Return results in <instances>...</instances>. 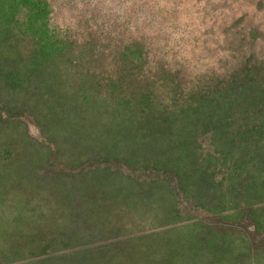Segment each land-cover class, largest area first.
<instances>
[{
  "label": "trees",
  "instance_id": "1",
  "mask_svg": "<svg viewBox=\"0 0 264 264\" xmlns=\"http://www.w3.org/2000/svg\"><path fill=\"white\" fill-rule=\"evenodd\" d=\"M50 15L46 0H0V86L5 94L34 90L37 111L51 117L45 131H55L61 146L83 134L82 152L70 161L83 163L84 194L135 199L136 210L155 212L165 229L145 235L144 246L135 236L117 248L79 246L85 236L75 230H1L8 253L18 264L51 252L61 264H264V249L252 251L247 237L230 231L264 236V90L233 77L174 108L117 80L102 83L107 94H95L87 79L70 86L62 72L71 44L51 29ZM124 55L136 63L141 48L127 46ZM18 131L30 138L23 122L7 121L6 135ZM16 158L0 148L5 168Z\"/></svg>",
  "mask_w": 264,
  "mask_h": 264
},
{
  "label": "rangeland",
  "instance_id": "2",
  "mask_svg": "<svg viewBox=\"0 0 264 264\" xmlns=\"http://www.w3.org/2000/svg\"><path fill=\"white\" fill-rule=\"evenodd\" d=\"M46 1L51 29L71 44L72 58L62 72L70 86L87 79L95 94H107L102 83L117 80L125 91L150 92L156 103L174 108L233 77L253 80L264 90V0ZM136 45L141 59L131 63L124 51ZM33 93L5 94L0 86V148L17 156L7 168L0 162V231L75 230L85 236L77 245L97 248L111 242L117 248L135 236L143 239L142 245L149 244L145 235L165 229L159 216L136 210L135 199L84 194L78 180L83 163L70 161L82 152L83 134L61 146L55 131H45L51 117L37 111ZM11 120L23 122L30 138L22 131L15 138L6 135ZM207 144L202 137L208 150ZM230 231L247 237L252 251H263L264 236L253 230ZM174 233L169 237L177 240ZM16 257L0 234V264H15ZM26 260L61 264L55 252ZM180 264L207 263L182 258Z\"/></svg>",
  "mask_w": 264,
  "mask_h": 264
}]
</instances>
